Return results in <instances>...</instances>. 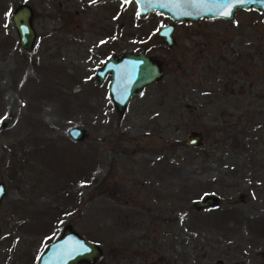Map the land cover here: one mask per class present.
<instances>
[{"label": "rangeland", "instance_id": "obj_1", "mask_svg": "<svg viewBox=\"0 0 264 264\" xmlns=\"http://www.w3.org/2000/svg\"><path fill=\"white\" fill-rule=\"evenodd\" d=\"M140 49L162 75L118 112L94 71ZM0 182V264H34L66 223L100 246L91 264H264V10L175 22L132 0H0Z\"/></svg>", "mask_w": 264, "mask_h": 264}, {"label": "water", "instance_id": "obj_2", "mask_svg": "<svg viewBox=\"0 0 264 264\" xmlns=\"http://www.w3.org/2000/svg\"><path fill=\"white\" fill-rule=\"evenodd\" d=\"M132 1L135 3L138 17L155 11L175 22H191L200 18L215 17L231 21L234 11L238 8L255 11L264 10V0ZM227 3H231L230 9L224 7ZM222 11H228L229 15H220ZM31 18L32 9L27 3L17 4L10 15L18 43L25 50L32 47L34 40ZM172 31V23H163L157 28L156 34L161 37L166 45L170 46L174 42ZM107 74L109 80L106 82V88L112 105L118 112H123L130 97L139 93L146 84L159 79L162 75V69L158 61L146 54L143 49L137 52L126 50L118 54L110 53L94 71L98 83H101ZM86 133V129L77 125H72L67 129V134L71 139H82ZM184 143L188 146L202 145V133L198 130L189 131ZM3 193L4 187L0 182V198ZM217 204L218 196L207 194L194 201L192 207L200 209ZM100 254L101 248L97 243L84 238L69 223H66L61 228L60 233L44 245L34 264H77L80 262L91 264Z\"/></svg>", "mask_w": 264, "mask_h": 264}, {"label": "snow or ice", "instance_id": "obj_3", "mask_svg": "<svg viewBox=\"0 0 264 264\" xmlns=\"http://www.w3.org/2000/svg\"><path fill=\"white\" fill-rule=\"evenodd\" d=\"M94 2H95V0H94ZM224 7H225L226 9H230V8L232 7V5H231V3H227V4L224 5ZM220 15L227 16V15H229V12H228V11H222V12L220 13Z\"/></svg>", "mask_w": 264, "mask_h": 264}]
</instances>
